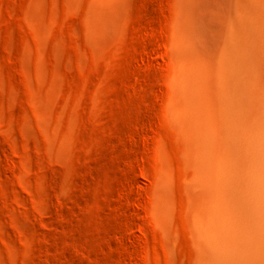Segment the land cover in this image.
I'll return each instance as SVG.
<instances>
[{
	"label": "rangeland",
	"instance_id": "374dc122",
	"mask_svg": "<svg viewBox=\"0 0 264 264\" xmlns=\"http://www.w3.org/2000/svg\"><path fill=\"white\" fill-rule=\"evenodd\" d=\"M227 8L0 0V264H195L172 42Z\"/></svg>",
	"mask_w": 264,
	"mask_h": 264
},
{
	"label": "bare ground",
	"instance_id": "6f19581e",
	"mask_svg": "<svg viewBox=\"0 0 264 264\" xmlns=\"http://www.w3.org/2000/svg\"><path fill=\"white\" fill-rule=\"evenodd\" d=\"M228 3L216 41L177 30L170 109L188 143L195 264H264V0Z\"/></svg>",
	"mask_w": 264,
	"mask_h": 264
}]
</instances>
